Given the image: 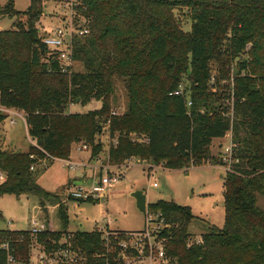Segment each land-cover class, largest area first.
Here are the masks:
<instances>
[{
  "label": "trees",
  "instance_id": "16d2710c",
  "mask_svg": "<svg viewBox=\"0 0 264 264\" xmlns=\"http://www.w3.org/2000/svg\"><path fill=\"white\" fill-rule=\"evenodd\" d=\"M73 1L75 26L88 29L72 47L74 64H83L84 72H63L50 57L40 28L42 0H31L25 12L11 0L0 11L16 18L12 30L0 31V107L24 114L35 142L27 152L0 150V173L6 176L0 197H48L32 168L51 159L70 161L75 144L100 155L105 126L112 139L118 134L109 154L119 167L135 158L171 171L221 166L211 147L231 134L235 162L224 177L222 229L208 224L197 244L189 232L195 220L190 207L160 201L148 212L166 219L160 235L169 239L168 255L178 264H264V209L258 206V197L264 198V0ZM183 9L187 31L175 14ZM114 76L128 78L123 115H114L109 101ZM183 83V93L175 95ZM229 83V95L216 92ZM91 101L101 108L68 112L73 104ZM134 134L146 135L147 142L133 141ZM106 232L108 241L97 230H0V264L8 257L4 244L24 264L35 246L47 255L69 249L81 264H124L123 256L135 255L120 244L143 231Z\"/></svg>",
  "mask_w": 264,
  "mask_h": 264
},
{
  "label": "rangeland",
  "instance_id": "374dc122",
  "mask_svg": "<svg viewBox=\"0 0 264 264\" xmlns=\"http://www.w3.org/2000/svg\"><path fill=\"white\" fill-rule=\"evenodd\" d=\"M10 1L0 0V11ZM42 1L44 14L40 21V28L43 36L51 34L54 27L61 25L64 20L70 17L71 14L68 8L64 6L74 3V1ZM13 2L15 9L19 12H25L31 4V0H13ZM185 13H187L186 9L175 12L187 31L190 29V23L187 21ZM15 21L16 18L0 16V31L12 30ZM245 59H247V56ZM71 70L84 72L83 64L75 63ZM214 72L217 73L216 67ZM127 80L128 78L125 76L112 77L109 101L115 115H123L128 109ZM183 84L182 89L184 91L187 84ZM230 90L231 85L229 83L225 89L221 85L218 86L216 92L229 95ZM231 103V100L227 101L228 105H231ZM101 106L102 103L97 101H91L88 104L76 103L69 107L68 112L71 114H84L98 110ZM22 115L24 116V114ZM23 116L15 113H5L0 109V150L27 152L31 146H34ZM1 117L3 118L1 119ZM228 135L220 142H213L211 147L212 154L221 157V166L210 163L185 171H171L161 166L152 167L147 162L135 158L127 160L119 167L109 154L111 145L117 143L118 134H115L112 139L107 126H105L102 134L99 135V140L104 145L103 152L100 155L93 157L91 148L88 151H79L82 147L81 144L73 146L70 162L79 166L77 169H71L67 165L68 163L62 160H53L51 166L50 161L52 159L43 165L40 164L42 166L38 165L32 168L38 184L44 192L48 193V197L34 195H4L0 197V215L3 216L0 218V230L31 231L34 227H37L39 230L46 228L63 233L92 232L94 230L106 232L105 225L110 218L112 222L109 224L110 230L142 232L148 226L147 213L142 214L138 211L136 201L132 197L134 192L142 191L146 195L148 206L157 204L160 201H172L178 205L190 207L195 217L189 228L191 241L193 242L207 232L208 224L219 229L225 226V184L221 176L225 177L228 172V165L223 162L225 148L230 145ZM131 138L133 141L147 142L144 134H134L131 135ZM219 143L221 144L220 148L218 147ZM86 163H90V165L83 168L82 165ZM98 164L110 168L112 175L122 176V180L113 189V193H107L105 198L101 199L100 205L96 202H80L71 199L69 190L73 187L72 181L76 179L79 173L87 175L85 186H88L95 177V180H99V174L95 173L93 168ZM149 167L155 169L151 177ZM155 184H157V187L154 186ZM54 196L58 198L55 199ZM61 205H63L67 216V225L64 224L62 219ZM258 206L264 209V198L261 196L258 197ZM105 213L108 214V219ZM104 216H106L105 219ZM100 225H104V227ZM69 236L71 238V235ZM41 252L42 248L35 246L30 255V262L34 261ZM49 264H58V262L52 261Z\"/></svg>",
  "mask_w": 264,
  "mask_h": 264
},
{
  "label": "built area",
  "instance_id": "2783aa9c",
  "mask_svg": "<svg viewBox=\"0 0 264 264\" xmlns=\"http://www.w3.org/2000/svg\"><path fill=\"white\" fill-rule=\"evenodd\" d=\"M70 2V0H68ZM72 2V1H71ZM73 3L66 4L64 7L68 8L70 17L68 22L54 27L51 34L43 35V43L50 50L53 51L50 57L55 58L59 63L63 72H66L68 67H73L74 61L72 57L73 40L88 35V29L82 28V26H75L74 18L75 11ZM183 85L180 86L179 90L175 92V95H181L183 93ZM192 103H189L191 106ZM115 115V114H114ZM233 144L227 146L224 153V161L227 165V171H230L233 161ZM90 147L88 145H82L79 151H88ZM67 165L74 169L77 165L70 161H67ZM94 172L99 174V180H95L96 177L91 181L88 186L85 184L75 185L69 190V197L73 200H94L98 201L105 198L107 193H112L116 185L122 180L121 175H112L110 168L104 167V165L98 164L93 166ZM155 169L149 167V175L153 176ZM6 181V176L0 173V184ZM157 187V184L154 185ZM147 228L142 233L128 234L127 238L122 240L120 244L122 251H129L130 253L123 256L124 264H178L177 260L168 255L167 244L168 238H163L160 234L164 228H167V221L161 213L149 214L147 210ZM35 225V224H34ZM37 227H34L30 232L32 234L39 233L41 231ZM105 235V241H108L109 234L103 231ZM203 238L200 236L197 240L193 241L197 244L202 243ZM189 245H191L189 243ZM144 247L147 248V255L145 254ZM2 249L8 252L7 261L4 264H24L22 263L12 252L7 244L2 246ZM31 261V260H30ZM52 261L61 264H81L82 258H78L69 249L56 252L54 254L47 255L43 250L38 254L34 261L29 264H49Z\"/></svg>",
  "mask_w": 264,
  "mask_h": 264
},
{
  "label": "crops",
  "instance_id": "0c3cea01",
  "mask_svg": "<svg viewBox=\"0 0 264 264\" xmlns=\"http://www.w3.org/2000/svg\"><path fill=\"white\" fill-rule=\"evenodd\" d=\"M0 109L3 111V112H5V113H15V114H18L19 116H23L22 114H20V113H18L17 111H14V110H7V109H3V108H1L0 107ZM23 118L25 119V117L23 116ZM25 122H26V120H25ZM229 136V146H232V137H231V134L230 135H228ZM221 140H223V139H217V140H214V142H220ZM32 144L33 145H35V142L33 141L32 142ZM218 147L220 148L221 147V144L219 143V145H218ZM70 160H71V157H70ZM67 162V161H66ZM146 163V162H145ZM88 165H90V163L88 164V163H86V164H84V165H82V167L83 168H86ZM51 166H52V164H51ZM50 166V167H51ZM146 166H149V165H146ZM79 166H77L76 167V169L78 168ZM216 168V167H215ZM218 168V167H217ZM95 177V176H94ZM87 178V175L85 174V173H79L78 175H77V177H76V179H74L72 182H73V186H75V185H82V184H84L85 183V179ZM221 178H223L224 179V176H221ZM68 183V182H67ZM113 193V192H112ZM100 202H101V200H98V201H96V203H98L99 205H100ZM45 212H47V210H45ZM105 215L107 216V219H108V214H106L105 213ZM106 216H104V219H105V217ZM112 222L110 221V218H109V220L106 222V225H105V227H106V229H109V224H111ZM100 226H102V227H104V225H100ZM52 231V230H51ZM63 241H65V238L63 239Z\"/></svg>",
  "mask_w": 264,
  "mask_h": 264
},
{
  "label": "water",
  "instance_id": "95a60500",
  "mask_svg": "<svg viewBox=\"0 0 264 264\" xmlns=\"http://www.w3.org/2000/svg\"><path fill=\"white\" fill-rule=\"evenodd\" d=\"M132 197L135 199L136 201V207L138 209V211L142 214H146L147 213V208H148V204H147V200H146V195L144 194V192L142 191H136L132 194ZM3 216L0 215V218H2Z\"/></svg>",
  "mask_w": 264,
  "mask_h": 264
}]
</instances>
